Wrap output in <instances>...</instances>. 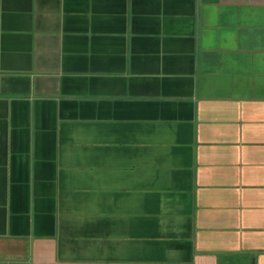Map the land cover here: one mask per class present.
Masks as SVG:
<instances>
[{
  "label": "crops",
  "instance_id": "crops-1",
  "mask_svg": "<svg viewBox=\"0 0 264 264\" xmlns=\"http://www.w3.org/2000/svg\"><path fill=\"white\" fill-rule=\"evenodd\" d=\"M0 264H264V0H0Z\"/></svg>",
  "mask_w": 264,
  "mask_h": 264
}]
</instances>
